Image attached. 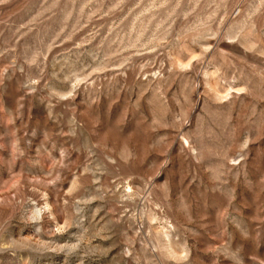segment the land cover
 Listing matches in <instances>:
<instances>
[{
    "label": "rangeland",
    "instance_id": "1",
    "mask_svg": "<svg viewBox=\"0 0 264 264\" xmlns=\"http://www.w3.org/2000/svg\"><path fill=\"white\" fill-rule=\"evenodd\" d=\"M0 264H264V0H0Z\"/></svg>",
    "mask_w": 264,
    "mask_h": 264
}]
</instances>
